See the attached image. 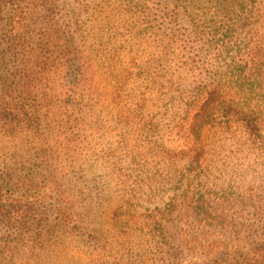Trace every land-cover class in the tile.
<instances>
[{"label": "trees", "instance_id": "obj_1", "mask_svg": "<svg viewBox=\"0 0 264 264\" xmlns=\"http://www.w3.org/2000/svg\"><path fill=\"white\" fill-rule=\"evenodd\" d=\"M155 1L149 8L150 0H0V264H49L38 256L109 263L116 256L106 253L112 250L111 214L115 222L124 216L126 225L135 217L144 222L161 264H183L190 256H218L213 264H264V234L245 259L222 238L237 229L232 215L242 216L245 228L253 217L263 221L264 209L250 211L224 190L225 171L210 153L215 138L223 143L230 129L243 133L249 126L235 99L215 88L181 105L186 147L177 161L161 150V170L147 171L146 156L131 148L135 143L119 142L120 155L132 156L116 178L85 173L116 157V151L99 156L92 147L81 162L79 146L96 141L99 131L154 129V118L146 115L158 99L143 94L133 104L125 94L129 70L138 67L128 46H142L147 34L158 37L163 27L173 36L181 26L230 33L235 25L251 31L257 21L249 16L251 0ZM231 14L237 15L229 26ZM258 34L264 43V24ZM187 167L193 171L184 180L180 170ZM152 203L162 206L148 208ZM144 204L141 219L135 211Z\"/></svg>", "mask_w": 264, "mask_h": 264}, {"label": "rangeland", "instance_id": "obj_2", "mask_svg": "<svg viewBox=\"0 0 264 264\" xmlns=\"http://www.w3.org/2000/svg\"><path fill=\"white\" fill-rule=\"evenodd\" d=\"M247 0H236L235 3L245 4ZM251 0V15L256 21L246 30L231 26L234 24L233 17L237 14L227 16L226 25L233 30L226 33V29L216 30L211 27L205 31L191 32L186 27H178L175 36L166 27L158 37L147 34L142 46L130 45L127 51L134 49L129 54L138 67H132L129 72V80L125 94L128 100L135 104L143 97H156L158 101L153 102L149 108L147 117H153V130H141L138 128L123 130L111 126L110 130H101L95 134L96 141L91 144L79 146L81 162L88 158V151L96 148L99 156L108 155L116 151V157L108 165L95 163L92 171L85 167L87 175L95 173L102 175L104 179H113L123 171L128 162L126 157L132 155H120L123 144L131 147L135 143L138 153L146 156L147 171L153 169L160 171L157 165L156 152L169 151L177 161L180 152L185 149V142L179 133L181 105L188 99L193 100L194 94H208L216 89L215 94H226L227 99L234 98V102L241 106V122L248 125L243 133L238 128L230 131L222 137L223 143L218 137L215 138L213 149L214 165L224 169V190L234 201L247 202L250 211L264 209V43L260 41L259 29L262 28L263 18L258 17L264 13V0ZM150 0L149 8L154 7ZM216 17L207 15L205 19L214 20ZM253 27V28H252ZM122 54L123 61L129 62ZM120 71V70H119ZM150 94V95H147ZM162 94H173L162 96ZM126 139L125 142L122 140ZM219 146H224L221 150ZM152 150L150 157L146 152ZM123 161V162H122ZM206 167L205 164L202 165ZM137 170V168H135ZM184 180L189 178L193 168H184ZM139 171L134 172L138 174ZM183 180V181H184ZM177 192L183 186L175 185ZM172 190V187H171ZM172 193L162 194L161 201L167 202ZM162 206L160 203H152L148 208ZM146 204L137 208L135 215L144 219ZM233 214V212H230ZM237 217L238 213L232 215V221L237 229L232 234L224 233L225 243L238 251V257L245 259L250 250L255 251L261 246L264 234V219L260 221L253 217L249 220L248 227H243ZM245 218V217H244ZM124 216H119L117 222L111 214L110 223L113 232L107 234L112 243V253L109 263L101 264H161V256L155 254L150 232L144 222L138 218L122 223ZM76 246V245H75ZM244 255V256H242ZM46 259L49 264H57V260H76L84 256H38ZM91 256H86V258ZM218 256H190L183 264H213V258Z\"/></svg>", "mask_w": 264, "mask_h": 264}]
</instances>
